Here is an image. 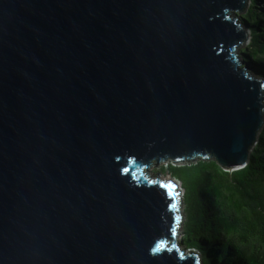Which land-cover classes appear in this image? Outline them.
I'll use <instances>...</instances> for the list:
<instances>
[{"label": "water", "instance_id": "95a60500", "mask_svg": "<svg viewBox=\"0 0 264 264\" xmlns=\"http://www.w3.org/2000/svg\"><path fill=\"white\" fill-rule=\"evenodd\" d=\"M246 2L0 0V264H200L170 243L176 180L142 169L246 165L264 121L234 55Z\"/></svg>", "mask_w": 264, "mask_h": 264}, {"label": "trees", "instance_id": "16d2710c", "mask_svg": "<svg viewBox=\"0 0 264 264\" xmlns=\"http://www.w3.org/2000/svg\"><path fill=\"white\" fill-rule=\"evenodd\" d=\"M236 16L249 32L237 56L264 79V0H248ZM188 161L166 159L151 170L180 183L179 244L197 252L201 264H264V121L244 167L230 172L199 154Z\"/></svg>", "mask_w": 264, "mask_h": 264}, {"label": "rangeland", "instance_id": "374dc122", "mask_svg": "<svg viewBox=\"0 0 264 264\" xmlns=\"http://www.w3.org/2000/svg\"><path fill=\"white\" fill-rule=\"evenodd\" d=\"M232 15V14H231ZM239 21H240V19H238ZM248 42H246V44H247ZM246 44H243L242 45V47L241 48H244L245 46H246ZM238 51H239V49H236V53H238ZM237 58V60H238V63L240 62V60H239V57H236ZM177 162V161H176ZM175 163V162H174ZM166 164V163H165ZM164 165V164H163ZM160 166H162V165H159V167L158 168H160ZM154 166H153V164L150 166V168H153ZM158 168H156V170L154 171L153 170V174H150L151 176H158V174H155L157 171H158ZM161 178H163V179H167V178H170V176L169 175H163V176H160ZM177 182V188L179 189L180 187H179V185H180V183L178 182V181H176ZM181 189V188H180ZM182 191V190H181ZM180 196H181V193H180ZM181 204V203H180ZM181 206L182 205H179V212L181 211ZM182 221H183V219H182V217H181V222H180V224L178 225V228H177V231H178V237H179V233H180V230H181V224H182ZM177 245H178V247L179 248H183V249H185L183 246H181L180 244H179V238H177ZM185 250H187V249H185ZM188 251H193V249H189ZM199 255V254H198Z\"/></svg>", "mask_w": 264, "mask_h": 264}, {"label": "clouds", "instance_id": "9594fccd", "mask_svg": "<svg viewBox=\"0 0 264 264\" xmlns=\"http://www.w3.org/2000/svg\"><path fill=\"white\" fill-rule=\"evenodd\" d=\"M247 3V2H246ZM248 4V3H247ZM247 4L245 5V7H244V9H243V11H245L246 9H247ZM242 12V10L241 11H239V12H234L233 14H235L236 15V13H241ZM232 14V15H233ZM232 15H231V17H232ZM246 42V39L242 42V44H240L236 49H240L241 47H242V45L244 44ZM236 49L234 50V54L237 56V53H236ZM237 57H239V56H237ZM240 60V59H239ZM202 158H204V157H202ZM193 159V158H192ZM188 160H191V159H188ZM187 160V161H188ZM187 163H189V161L187 162ZM159 165H163V162H158V163H155L154 164V166H156V167H159ZM155 171V170H154ZM162 176V175H161ZM179 193H181V189H180V191H179ZM182 248V247H181ZM185 250V249H184ZM187 250H189V249H187ZM194 251V250H193ZM195 252V251H194ZM196 254H197V252H195ZM199 256V255H198ZM199 259H200V256H199ZM200 261V264H201V259L199 260Z\"/></svg>", "mask_w": 264, "mask_h": 264}, {"label": "bare ground", "instance_id": "6f19581e", "mask_svg": "<svg viewBox=\"0 0 264 264\" xmlns=\"http://www.w3.org/2000/svg\"><path fill=\"white\" fill-rule=\"evenodd\" d=\"M249 71H250V69H249ZM251 72V71H250ZM253 74V73H252ZM256 77H258L257 75H256ZM261 78V77H260ZM263 79V78H262ZM259 133V132H258ZM257 135V134H256ZM256 138H257V136H256ZM256 138H255V141H256ZM255 143V142H254ZM254 145V144H253ZM253 145H252V147H253ZM174 162H176V161H174ZM153 166H154V164H153ZM154 168V167H153ZM153 168H150L149 167V174H150V172H151V170L153 169ZM151 176V175H150ZM161 176V175H160ZM152 177H155V178H161V177H159V176H152ZM170 180V179H169ZM176 185V184H175ZM177 186V185H176ZM177 222H178V219H177ZM181 222V221H180ZM177 235H178V231H177Z\"/></svg>", "mask_w": 264, "mask_h": 264}]
</instances>
